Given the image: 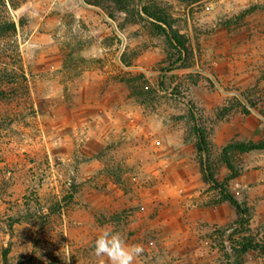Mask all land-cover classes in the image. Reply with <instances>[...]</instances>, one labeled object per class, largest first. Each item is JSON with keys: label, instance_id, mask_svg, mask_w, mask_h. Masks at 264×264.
Masks as SVG:
<instances>
[{"label": "rangeland", "instance_id": "rangeland-1", "mask_svg": "<svg viewBox=\"0 0 264 264\" xmlns=\"http://www.w3.org/2000/svg\"><path fill=\"white\" fill-rule=\"evenodd\" d=\"M28 1L11 13L25 24L18 37L36 119L21 105L12 118L0 98V264H96L102 230L120 233L125 243L153 237L134 226L166 203L148 213L139 189L163 190L166 170L186 184L190 206L222 202V187L241 199L245 222L218 237L227 264H237L247 243L255 245L251 256L264 257V150L241 160L237 178L249 179L251 202L237 178L225 182L230 172L218 163L230 141L263 137L264 118L249 104L264 108V0H133L134 8L164 9L172 30L186 38L182 55L148 22L117 12L113 0H59L50 9ZM238 42L261 49L238 55L243 64L255 57L254 85L216 76L215 66ZM236 98L244 106L218 117ZM188 104L205 131L217 185L205 182Z\"/></svg>", "mask_w": 264, "mask_h": 264}, {"label": "crops", "instance_id": "crops-1", "mask_svg": "<svg viewBox=\"0 0 264 264\" xmlns=\"http://www.w3.org/2000/svg\"><path fill=\"white\" fill-rule=\"evenodd\" d=\"M38 1L40 4H36V0H30L28 6L50 9L59 0ZM241 43H233L232 57L218 63L215 66V73L225 84L242 85L244 83L251 86L258 81L259 66L254 61L253 55L246 58L249 61L246 64L239 61L238 55H258L261 49L252 48L254 46L250 43L245 42L244 45ZM255 51H258L257 54ZM260 87L264 90V79ZM256 116L258 119L259 116ZM173 173L172 170L165 171L162 179L165 181L163 190L155 186L139 189L140 204L148 213L155 207L156 202H165L166 207L156 211L157 213H154L152 217L148 215L147 224L134 226L136 234H153V237H148L140 243H131V241L126 243L127 245L139 244L143 247V252L136 257L133 264H227L219 248L220 230L238 221L240 218L238 211L226 201L215 205L186 204L190 197L183 187L186 184L181 178L172 177ZM234 181H236L234 185L244 188V194H251L252 190L247 177L242 176ZM160 191H163L166 196L160 197L162 195ZM231 195L241 202L236 193ZM118 197H121L120 193ZM168 197L171 199L169 200ZM246 201L251 202L252 196L250 195ZM263 205L264 201L262 202L261 199L260 207L262 208ZM243 264H264V257L251 256L248 251L244 254Z\"/></svg>", "mask_w": 264, "mask_h": 264}, {"label": "trees", "instance_id": "trees-1", "mask_svg": "<svg viewBox=\"0 0 264 264\" xmlns=\"http://www.w3.org/2000/svg\"><path fill=\"white\" fill-rule=\"evenodd\" d=\"M27 0H0V98L7 99L8 113L12 118H16L18 106H22L23 114L30 120L36 119L35 104L31 94L30 82L23 65V57L20 50V39L18 37V28L24 27L22 17L16 22L11 10L22 6ZM197 1V0H196ZM117 12L125 13L126 16H133L140 22H148L155 30L163 35L167 41L173 45L175 50L180 55L187 53V41L185 36L172 30L169 22V16L164 9L157 6L144 5L140 8H134L133 0H113ZM252 8L245 10L241 16H246L252 13ZM109 17H112L109 15ZM66 57L69 53L66 52ZM6 59L5 64L2 62ZM6 65V68H3ZM67 65V64H66ZM65 69L69 70V66ZM66 70V71H67ZM260 80L259 82H261ZM7 83V88L2 89V84ZM197 84V82H195ZM195 84V85H196ZM245 99V96L242 95ZM17 98H20L19 103H15ZM238 104H232L230 107H224L218 117H225L233 108H239L244 104L236 98ZM249 104V103H248ZM250 108L257 111L264 118V108L257 107L256 104L250 102ZM17 107V108H16ZM191 119L195 124L192 129L197 137L196 147L200 154V165L202 173L207 184L217 185L215 174L216 168L213 167V162L210 160L207 152V141L205 138V131L196 122L194 109L191 104H188ZM264 150V131L263 137L259 141H236L232 140L222 147L218 156V163L225 165L229 170V175L225 182L237 178L241 174V160L242 157L254 151ZM202 153L205 155L204 157ZM225 186V185H221ZM221 200L229 202L238 211L240 218L237 223L243 224L245 222L246 208L242 203L237 201L225 188L220 189ZM255 245L252 243L242 244L238 251L236 263H240V258L248 250L254 249Z\"/></svg>", "mask_w": 264, "mask_h": 264}, {"label": "clouds", "instance_id": "clouds-1", "mask_svg": "<svg viewBox=\"0 0 264 264\" xmlns=\"http://www.w3.org/2000/svg\"><path fill=\"white\" fill-rule=\"evenodd\" d=\"M143 252L139 244L127 245L121 234L111 229L102 230L94 241L96 264H133L136 257Z\"/></svg>", "mask_w": 264, "mask_h": 264}]
</instances>
